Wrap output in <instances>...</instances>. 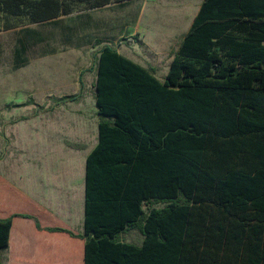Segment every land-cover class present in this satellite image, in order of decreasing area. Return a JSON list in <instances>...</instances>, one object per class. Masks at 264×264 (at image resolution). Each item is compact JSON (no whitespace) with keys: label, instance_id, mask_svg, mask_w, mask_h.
<instances>
[{"label":"trees","instance_id":"obj_1","mask_svg":"<svg viewBox=\"0 0 264 264\" xmlns=\"http://www.w3.org/2000/svg\"><path fill=\"white\" fill-rule=\"evenodd\" d=\"M73 8L0 0L36 23ZM178 48L163 80L99 51L85 264H264V0H204ZM18 216L0 219V264Z\"/></svg>","mask_w":264,"mask_h":264},{"label":"rangeland","instance_id":"obj_2","mask_svg":"<svg viewBox=\"0 0 264 264\" xmlns=\"http://www.w3.org/2000/svg\"><path fill=\"white\" fill-rule=\"evenodd\" d=\"M68 1L69 14L40 23L0 10V189L9 170L23 166L29 140L73 132L80 143L94 144L102 47L161 77L204 0H110L99 7ZM128 237L141 243L138 230Z\"/></svg>","mask_w":264,"mask_h":264},{"label":"crops","instance_id":"obj_3","mask_svg":"<svg viewBox=\"0 0 264 264\" xmlns=\"http://www.w3.org/2000/svg\"><path fill=\"white\" fill-rule=\"evenodd\" d=\"M170 65L161 77L148 69L163 80ZM99 116L92 146L73 132L43 135L25 146L23 166L9 170L0 189V219L28 217H14L2 264H85L87 158L99 142ZM132 231L121 234V242L132 243ZM142 242L143 236L133 244Z\"/></svg>","mask_w":264,"mask_h":264}]
</instances>
